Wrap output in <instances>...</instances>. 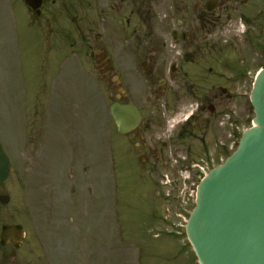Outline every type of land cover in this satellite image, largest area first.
I'll return each mask as SVG.
<instances>
[{"label":"rangeland","instance_id":"rangeland-1","mask_svg":"<svg viewBox=\"0 0 264 264\" xmlns=\"http://www.w3.org/2000/svg\"><path fill=\"white\" fill-rule=\"evenodd\" d=\"M57 25L55 33L48 14L36 17L23 0H0V144L11 162L9 180L0 190L9 196L0 205V223L23 225V264H31L34 250L37 264H198L183 230L193 204L182 207L164 198L159 185L161 164L168 159L161 149L165 134L160 139L150 134L142 141L148 148L155 146L156 152L147 153L117 132L108 114L116 90L111 76L98 81L99 93L91 69L97 61L85 62L80 55V66L67 42L54 48L62 39L76 41L77 49L78 24L75 29L71 24L73 39L66 38L65 29L59 31L65 24ZM262 26L255 37L264 48ZM211 30L216 40L230 43V71L238 79L224 95L212 92L224 108L216 122H225V139L232 144L226 120L242 131L251 125L249 94L264 58L255 59V49L242 40L244 28L233 18ZM245 67L246 77L236 75ZM134 88L136 101L145 109L143 120L151 119L153 131L160 133L157 86ZM204 90L179 93L182 103L168 118L188 115L195 97L208 94ZM42 139L45 149L37 150ZM171 146L174 153L181 150L175 141ZM170 163H164L167 169ZM87 187L100 192L97 209H92L94 196ZM53 191L55 210L48 208Z\"/></svg>","mask_w":264,"mask_h":264},{"label":"flooded vegetation","instance_id":"flooded-vegetation-1","mask_svg":"<svg viewBox=\"0 0 264 264\" xmlns=\"http://www.w3.org/2000/svg\"><path fill=\"white\" fill-rule=\"evenodd\" d=\"M263 4L264 0H41L37 16L47 13L48 22L56 31L57 24H65L66 38L72 37L78 24L81 53L86 59L97 61L95 65L103 79L111 76L116 87L114 102L126 100L137 106L142 115L145 109L136 101L132 89L140 86L141 90H152L157 86L155 101L161 132L153 131L151 119H141L128 134L135 146L154 153V144L148 148V143L142 141L150 134L155 139L165 134L167 141L161 142L164 154L175 150L171 146L175 141L181 149L178 151L197 159L203 156L209 163L229 145L224 122H216L224 111L220 108L222 100L212 92L224 95L231 82L238 81L230 71L231 57L226 51L230 43L226 38L216 40L211 29L233 18L244 28L242 40L246 47L255 49L256 59L262 54L255 34L259 35L264 25ZM245 74L246 67L236 75ZM201 89L208 94L196 96L190 116L178 119L175 126L171 125L175 131L169 132L168 116L175 114L182 103L179 93ZM87 191L94 196L95 206L96 188L89 187ZM4 225L0 223V236ZM21 252L22 243L3 244L0 238V264H23ZM33 258L31 264H37L34 253Z\"/></svg>","mask_w":264,"mask_h":264},{"label":"water","instance_id":"water-1","mask_svg":"<svg viewBox=\"0 0 264 264\" xmlns=\"http://www.w3.org/2000/svg\"><path fill=\"white\" fill-rule=\"evenodd\" d=\"M26 3L33 9L40 5L36 0ZM250 99L254 126L244 131L237 150L199 183L186 223L199 264H264V69ZM109 113L120 133L131 131L140 119L132 105L112 104ZM9 172L10 162L0 145V186ZM16 229L5 227L3 238L16 235Z\"/></svg>","mask_w":264,"mask_h":264}]
</instances>
